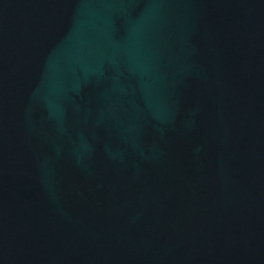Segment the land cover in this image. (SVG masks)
<instances>
[{
  "label": "water",
  "instance_id": "95a60500",
  "mask_svg": "<svg viewBox=\"0 0 264 264\" xmlns=\"http://www.w3.org/2000/svg\"><path fill=\"white\" fill-rule=\"evenodd\" d=\"M0 264H264V0H0Z\"/></svg>",
  "mask_w": 264,
  "mask_h": 264
}]
</instances>
